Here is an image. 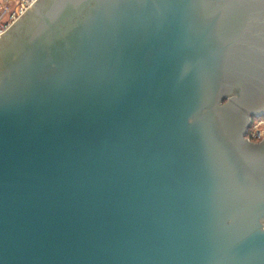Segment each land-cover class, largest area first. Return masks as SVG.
<instances>
[{
  "label": "water",
  "instance_id": "95a60500",
  "mask_svg": "<svg viewBox=\"0 0 264 264\" xmlns=\"http://www.w3.org/2000/svg\"><path fill=\"white\" fill-rule=\"evenodd\" d=\"M264 0H35L0 34V264H264Z\"/></svg>",
  "mask_w": 264,
  "mask_h": 264
},
{
  "label": "built area",
  "instance_id": "2783aa9c",
  "mask_svg": "<svg viewBox=\"0 0 264 264\" xmlns=\"http://www.w3.org/2000/svg\"><path fill=\"white\" fill-rule=\"evenodd\" d=\"M35 0H0V34L5 31ZM245 138L258 142L264 139V114L254 115Z\"/></svg>",
  "mask_w": 264,
  "mask_h": 264
}]
</instances>
